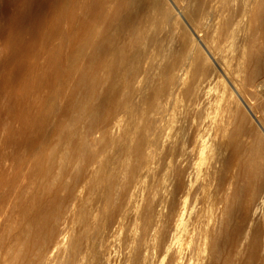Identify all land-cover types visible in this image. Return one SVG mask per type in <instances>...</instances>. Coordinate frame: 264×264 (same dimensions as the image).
<instances>
[{
  "label": "bare ground",
  "instance_id": "6f19581e",
  "mask_svg": "<svg viewBox=\"0 0 264 264\" xmlns=\"http://www.w3.org/2000/svg\"><path fill=\"white\" fill-rule=\"evenodd\" d=\"M188 2L201 28L222 17L219 33L209 38L217 50L241 36L234 68L244 73L237 78L264 95V0ZM169 3L176 7L174 0H0V264L229 263L230 246L219 263L221 243L231 244L233 232L246 229L241 232L244 223L225 231L218 194L233 167L232 178L246 182L264 174V123L252 109L260 95L255 92L251 106L229 83L260 133L233 124L239 116L230 113L231 105L223 119L207 112L224 102V95L217 103L209 93L221 73L193 65L182 78L187 52L174 48ZM159 14L170 24L162 38ZM147 41L158 55L168 50L159 64L161 84H151L156 62L146 54ZM178 92L190 111L176 117L169 112ZM227 128L224 155L217 141ZM259 201L263 214L264 196ZM250 240L245 246L258 251V237Z\"/></svg>",
  "mask_w": 264,
  "mask_h": 264
},
{
  "label": "rangeland",
  "instance_id": "374dc122",
  "mask_svg": "<svg viewBox=\"0 0 264 264\" xmlns=\"http://www.w3.org/2000/svg\"><path fill=\"white\" fill-rule=\"evenodd\" d=\"M182 0H174V2H175V4H176V7L172 4V3H169V5H170V8H171V12H172V15H173V19L171 20V23H172V25H174L176 28H175V32H176V34H177V36L176 37H174V48H175V50L177 51V50H179L181 47H183L184 48V51L185 52H187V67H186V69H185V71H184V73H183V79H185V80H187L188 79V74H189V70H190V68H192V66L193 65H197V66H199V67H202V68H205L208 72H214V71H216V72H218V73H221V76L220 77H217V78H220V79H216L215 81H213L211 84H212V86L209 88V93H210V91H211V93L210 94H212L211 96H213L214 98H217V100H219L220 98H218L219 96L221 97V96H223V97H221V98H223L221 101L223 102H221L220 100L219 101H217V103L219 102V103H222V105L221 104H218V106L221 108L222 107V109H220V108H218L217 107V104L215 103V105H216V107H215V105H213V107H211V108H209V110L207 111L208 113L209 112H211V113H220V116H221V118L223 119V118H225V115H227V116H231V114L229 115V111H230V113H235V115L237 116H239V117H234L233 119L234 120H232L234 123L233 124H235V123H237V122H239V121H241V122H243L246 126H249V127H252L253 129H252V131L253 132H257V133H260V131H259V129L257 128V125H256V123L254 122V120H252V118H251V116L249 115V113L246 111V109H245V107H244V105L242 104V102L240 101V99L238 98V96L236 95V93L234 92V90L232 89V84L237 88V90L238 89H240V90H238V92L241 94V96L247 101V102H249L250 104H251V106L254 104V103H256L255 105H256V107H254L255 105H253L252 106V109H254L255 110V113L257 114V116L261 119V121L264 123V113H260V112H263L262 111V109H264V99H262L261 100V97H262V95H263V93H262V95L258 92H256V91H254V87L253 86H251V85H249V84H246L245 85V83H243L242 82V79H238L239 77L241 78V76H243L241 73H244L243 71H235V68H236V65H237V60L240 58L239 56H240V54H241V51H243V46L241 45V43H240V41L241 40H239V39H242L241 38V36L239 35H235L236 37H234L233 36V38H232V36L231 37H229L227 40H226V43H224L223 44V51H225V50H227V51H225L224 52V54H229V55H227V57H225L226 55H224L223 54V51H222V48L221 47H219L218 48V50L215 48V42L214 41H212L213 42V44L211 45V40L209 39V38H211V36H210V34H212L214 31V33L212 34V35H217L216 33H219L218 31H220V29H221V23H222V17H220V16H217L214 20H212L211 22H209V25H208V27L207 28H201L200 27V25L195 21V20H193L192 19V17H191V13H190V11H191V7H192V4L191 3H189L188 2V0H187V2L185 1V0H183L182 2H181ZM177 2V3H176ZM187 4V5H186ZM172 6V7H171ZM177 6H178V8L182 11V14L181 13H178V8H177ZM236 6V5H235ZM187 7V8H186ZM175 15V16H174ZM159 25H158V30H157V35H158V37H163L166 33H167V30H168V27H170V24L169 25H167V26H165V23L162 21V19H161V16H160V14H159ZM162 22V23H161ZM170 22V21H169ZM191 26H190V25ZM197 25H199V27L201 28V30H200V28H198V26ZM196 27H197V29H196ZM192 29H194L197 33H195V31H192ZM203 29V30H202ZM207 29V30H206ZM219 29V30H218ZM180 30V31H179ZM207 32H206V31ZM218 30V31H217ZM209 32H211V33H209ZM196 34H199V36L198 35H196ZM238 36V37H237ZM198 37V38H197ZM240 37V38H239ZM201 40H200V39ZM231 38V39H230ZM237 38H239V39H237ZM205 40H209L208 42L210 43V44H208L207 43V41H205ZM238 43V44H237ZM240 43V44H239ZM151 44V45H150ZM203 44H205V45H203ZM145 46H144V49H145V51H146V54L148 55V57H152V56H155V62H156V64L154 65V67L151 69V77H152V79H151V84H154V85H156V84H161L162 83V81H163V79H162V77H161V71H160V63H162V61H163V58H162V56L164 55H166L167 54V52H168V50H164V51H162L161 52V54H157L158 52H157V50H156V47H155V45H154V43H153V41H147L146 42V44H144ZM213 46L212 48H211V46ZM207 46V47H206ZM225 46V47H224ZM228 46V47H227ZM210 47V48H209ZM239 48L240 47V49H235V48ZM242 47V48H241ZM194 48V49H193ZM207 49H209L210 50V52L211 53H213L214 55H215V58L218 60V62H220L221 64H223V69H225L228 73H226L227 75H224V74H222V72L216 67V64H215V62L212 60V58L207 54ZM212 49V50H211ZM214 49H215V51H214ZM221 49V51H219ZM225 49V50H224ZM235 49V50H234ZM217 50V51H216ZM167 51V52H166ZM193 51V52H192ZM234 51V52H233ZM237 53H236V52ZM240 51V52H239ZM231 52V53H230ZM239 52V53H238ZM164 53V54H163ZM218 53H219V55H218ZM222 53V54H221ZM235 55H234V54ZM188 54H190L189 56H188ZM233 54V55H232ZM218 55V56H217ZM239 55V56H238ZM160 56H161V60H160ZM163 56V57H164ZM222 56H224V58L222 57ZM232 56V57H231ZM233 56H234V58H233ZM264 54L262 53L261 54V59L263 60L264 59ZM222 57V58H221ZM190 58V59H189ZM207 58V59H206ZM211 58V59H210ZM220 58V59H219ZM230 58H232V60L233 59H235L233 62H231V59ZM226 60V62H225V60ZM228 59H230V60H228ZM224 60V61H223ZM240 60H241V58H240ZM158 61H159V63H158ZM222 61L224 62V63H222ZM264 61V60H263ZM205 62V63H204ZM207 62V63H206ZM228 62H229V64H228ZM157 63H158V66H157ZM227 63V64H226ZM233 63V64H232ZM213 65V66H211V65ZM231 64V65H230ZM205 65V66H204ZM210 65V66H209ZM227 65V66H226ZM228 65H230V66H228ZM232 67V68H231ZM235 67V68H234ZM156 68H157V70H156ZM228 68H229V70H230V68L231 69H233V71H229L228 70ZM218 69V70H217ZM237 72L236 74H235V72ZM152 73L153 74H155L156 76H154V75H152ZM188 73V74H187ZM224 73V72H223ZM229 73H231V74H229ZM240 75V76H239ZM224 77V78H223ZM235 77H236V79H235ZM238 77V78H237ZM160 78H161V80H160ZM238 79V80H237ZM230 80H231V82H230ZM236 80V82L237 83H233L234 81ZM224 82H225V84H224ZM229 83H232L231 85L229 84ZM241 85V86H238V85ZM242 84H244L243 86H242ZM247 85H249V87L251 88V91H250V88L247 86ZM219 86V87H218ZM234 86H233V88H234ZM242 88H244V89H242ZM252 88H253V90H252ZM246 89H248V91H246ZM228 91H230L229 93H228ZM234 93V94H232V92ZM243 92V95H242V92ZM245 91H246V93L247 94H245ZM213 92V93H212ZM217 92V93H216ZM221 92V93H220ZM258 95H260V96H258L259 97V99H260V101L258 102V101H256L255 99H257L258 97H257V94ZM216 93V94H215ZM233 95V98H231L230 96H232ZM230 95V96H229ZM255 95V96H254ZM229 96V97H228ZM236 97V98H235ZM254 99H253V98ZM263 97H264V95H263ZM228 98V99H227ZM230 98V99H229ZM252 98V99H251ZM232 99V100H231ZM235 99V100H234ZM226 100H228V101H226ZM237 100V101H236ZM252 101V102H251ZM256 101V102H255ZM228 102V103H227ZM239 102V103H238ZM224 103H225V105H224ZM226 103H227V105H226ZM234 103V104H233ZM240 105H238V104ZM260 105H259V104ZM238 106H237V105ZM231 105V106H230ZM257 105H259V106H257ZM183 106V107H182ZM188 101H186V100H184V99H182V96L180 95V92H178V94H177V99H176V104H175V106H174V108L173 109H171L170 110V112L169 113H175L176 114V117H178V116H183L185 113L187 114V111H190L189 109H188ZM228 106H230V108H232L231 110H230V108L228 107ZM237 106V107H236ZM260 106H262V107H260ZM218 108V109H220L219 111L218 110H215V108ZM227 107H228V109H229V111H226V110H228L227 109ZM257 107H259V108H257ZM226 108V109H225ZM236 110H235V109ZM237 108H239V109H237ZM259 110H257V109ZM181 109V110H180ZM214 109V110H213ZM172 110H174V111H172ZM211 110V111H210ZM226 112L225 113V115H224V111ZM238 111V112H237ZM119 113H123V112H119ZM182 113V114H181ZM191 113V112H190ZM223 113V114H222ZM237 113V114H236ZM260 113V114H259ZM171 115L172 117H174L175 118V115ZM242 114V115H241ZM224 116V117H223ZM226 116V117H227ZM249 116V117H248ZM122 117V116H121ZM171 117V118H172ZM244 117V118H243ZM246 117V118H245ZM237 119H239V120H237ZM246 119V120H245ZM172 120V119H171ZM175 121V120H174ZM235 121H237V122H235ZM222 122H224V121H222ZM245 122H247V123H245ZM251 122V123H250ZM174 123H176L175 124V126H174ZM173 124H172V126H171V129H170V132H172V131H174V129L176 128V126H177V122H174ZM223 124V123H222ZM249 124H251V125H249ZM254 126V127H253ZM175 127V128H174ZM173 129V130H172ZM226 131H229L228 130V128L226 129V130H222V134H221V136L223 137V139H222V137L220 138V140L218 139V146L221 148H219L221 151H222V153L224 154V155H226V154H228V150H227V148H226V146H224V143L226 144L227 143V137H228V134L229 133H227ZM226 132V133H225ZM118 133V132H117ZM119 134V133H118ZM253 134V133H252ZM227 136V137H226ZM264 135H262V137H263ZM226 138V139H225ZM264 138V137H263ZM223 143V144H222ZM225 150H224V149ZM224 151H225V153H224ZM226 151H227V153H226ZM206 157L208 158H210V154L209 155H206ZM205 159V155L203 156V158L200 160V162L204 159V161H202V163L201 164H203V165H201L200 164V166H202L201 168H203L204 170H205V168L207 167V160H209V159ZM207 162V163H206ZM204 164H205V166H204ZM233 169L235 170V173H236V169L233 167ZM233 169H231V171H228L227 172V175H226V178H225V180H224V186L222 185V187H221V189H220V193L218 194L219 196V200H220V203H219V208H218V212H217V214H221V212H223L224 210H226L225 212H223L220 216H219V218L220 217H222V221H224L225 223H224V226L226 227V232H232V231H239L241 228H242V225L244 224V226H243V228H242V230H241V232L244 230V227H245V229H246V232L244 233V231H243V233L244 234H242V233H237V232H233V242L231 243V244H222L221 243V247H220V249H223V251L221 252L220 251V257H219V263H222L223 262V260H224V256H225V254H227V252H228V250L230 249V251L228 252L230 255H228V261H229V263L228 264H231V262L230 261H233V262H235V263H239V264H241V257H243L244 259H242V264H251L250 262L252 261V263L253 264H264V249H263V247H264V244L262 245V242L264 241H262V239H263V234H264V213L263 214H261V213H258L257 212V206H259V200H261L262 199V196H264V174L262 173V175H261V173H260V175L259 176H263L262 178L261 177H259V178H256V181H252V182H254V183H251V182H246V181H244V180H238L237 178H235V177H233L232 178V174L234 173L233 171ZM263 171H264V169H263ZM153 173V172H152ZM151 173V174H152ZM234 173V174H235ZM150 173H149V178H153V174L151 175ZM151 176V177H150ZM230 178H232V180H228V179H230ZM258 179H260V180H258ZM262 179V180H261ZM149 180V179H148ZM151 180V179H150ZM238 180V181H237ZM258 180V181H257ZM229 181L232 183L231 184V186H230V188H229V186H228V183H229ZM237 181V182H236ZM228 182V183H227ZM248 184H246V183ZM256 182V183H255ZM236 183V184H235ZM241 183H243V184H241ZM258 183H260L261 185H258ZM234 184L235 185H237V186H234ZM263 184V185H262ZM230 185V184H229ZM233 185V186H232ZM242 185V186H241ZM227 186V187H226ZM244 186H249L248 187V190H247V187L245 188ZM251 186V187H250ZM259 186H263V187H259ZM241 187V188H240ZM252 187H254L253 189H252ZM237 189V190H235V189ZM212 189V188H211ZM226 191H225V190ZM229 189V190H228ZM231 189V190H230ZM246 189V190H245ZM256 189V190H255ZM222 190H224V193L226 192V194L228 195V193H230V195H224V197H223V192H221ZM238 190H240V191H238ZM241 190H245L244 192L242 191V193L240 194V192H241ZM249 190H251L250 192H252L253 190V197H252V194H250V192H249ZM257 190H259L258 192H257ZM228 191V192H227ZM229 191H231V192H229ZM232 191L235 193V197H237V198H235L233 195H232ZM235 191H237L238 193V195L236 194V192ZM247 191V192H246ZM255 192H257V193H255ZM233 193V194H234ZM245 194V196H244V194ZM247 193H249V194H247ZM82 194H85L84 192L82 193ZM237 195V196H236ZM247 195H248V197H247ZM250 195H251V198H250ZM233 196V197H232ZM246 198H249V200H247L246 201V199L244 198V197ZM238 198H240V199H238ZM243 198V201H241V199ZM261 198V199H260ZM245 199V200H244ZM228 200V201H227ZM231 200H233V201H231ZM226 201H227V203L229 204H227L226 203ZM231 201V202H230ZM246 203H245V202ZM259 201V202H258ZM240 202H244V204H246V205H244L243 204V206H241L240 207ZM223 203H225L224 205H223ZM235 203V204H234ZM239 205V207H238V205ZM248 204V205H247ZM256 204H258V205H256ZM89 206L91 205L90 203L88 204ZM225 205L227 206V208L225 209L224 207H225ZM221 206V207H220ZM224 206V207H223ZM254 207H256L255 209H254ZM221 208V209H220ZM223 208V209H222ZM243 208H244V210H243ZM233 209V211L231 212V210ZM222 210V211H221ZM230 210V212H227V211H229ZM240 210V214L239 213H237L238 211ZM248 210V211H247ZM252 210H255L256 212H254V211H252ZM235 211V212H234ZM242 212V213H241ZM246 212H248L247 213V215H246ZM253 212V213H252ZM225 213V214H224ZM227 213V214H226ZM237 213V214H236ZM251 213V214H250ZM235 215V216H233V215ZM255 216H254V215ZM258 214V215H257ZM259 214H261V215H259ZM237 215H239L238 217H237ZM251 215H253L254 216V218H253V216H251ZM263 215V216H262ZM231 216V217H230ZM245 216H247V218H245ZM250 216V217H249ZM259 216V217H258ZM229 217H230V220H229ZM234 217V218H233ZM261 217V218H260ZM236 218V219H235ZM244 218H245V221H244ZM250 218V219H249ZM263 218V219H262ZM251 220V221H249V220ZM252 219L253 220H255V221H259V222H261V223H258L257 225H256V222L255 221H252ZM261 221H260V220ZM234 220H236V221H234ZM241 220H242V222H241ZM249 222H248V221ZM238 221V222H237ZM244 221V222H243ZM257 221V222H258ZM228 222V223H227ZM246 222H248V224L246 223ZM240 223V224H239ZM253 223H255V224H253ZM186 224H187V222H186ZM242 224V225H241ZM259 225V226H258ZM249 226L251 229L254 227V230L256 229V231L255 232H253L254 230L252 229H250V228H248L247 229V227ZM240 228V229H239ZM123 229V228H122ZM120 229V235L121 234H123V235H121V237L119 236V238H124V236H126V233H125V229ZM262 229V230H261ZM262 231V232H260V231ZM124 231V232H123ZM247 231H250V233H251V235H250V237H249V234L250 233H248ZM258 231V232H257ZM121 232H123V233H121ZM254 234H253V233ZM125 233V234H124ZM232 234V233H231ZM236 234H237V236H236ZM239 234V235H238ZM254 236H257L258 237V240H259V245L257 246V248L259 249L258 251L257 250H253V251H251L249 248H247L248 247V243L251 241L250 239H252V237H254ZM258 234V235H257ZM242 235H243V239L241 238L242 237ZM239 236H240V238H239ZM247 237V238H246ZM262 237V238H261ZM246 238V239H245ZM234 239H235V241H237V245H235V241H234ZM245 239V240H244ZM249 239V240H248ZM242 240H243V242H244V244H242L243 242H242ZM239 241H241L242 243H240ZM247 241H249L248 243H247ZM264 243V242H263ZM243 246H242V245ZM224 245V246H223ZM242 246V247H237V246ZM247 247H246V246ZM229 246H230V248H229ZM224 247V248H223ZM225 247H226V249H225ZM234 247V248H233ZM240 248V249H239ZM241 248H243V250H244V253H243V250L241 249ZM245 248V249H244ZM256 248V249H257ZM262 248V249H261ZM236 249H239L238 251L236 250ZM226 252H225V251ZM247 250H248V252H247ZM262 250V251H261ZM235 252V254L233 253V252ZM246 251V252H245ZM224 252V253H223ZM249 252H251V255L249 254ZM253 252V253H252ZM223 253V254H222ZM233 253V254H232ZM241 254V255H238V254ZM245 253H247V254H245ZM260 253H262V254H260ZM232 254V255H231ZM245 255V257L243 256V255ZM234 255H235V258H233L234 257ZM248 255V256H247ZM262 255V256H261ZM249 256H251V257H249ZM260 256V257H259ZM251 258H253L252 260H251ZM259 258H261V259H259ZM233 259V260H232ZM237 259V261H235ZM257 259V260H256ZM255 261V262H254ZM227 262V261H226ZM248 262V263H247ZM235 263H232V264H235Z\"/></svg>",
  "mask_w": 264,
  "mask_h": 264
}]
</instances>
